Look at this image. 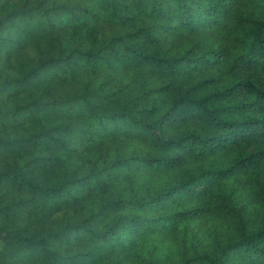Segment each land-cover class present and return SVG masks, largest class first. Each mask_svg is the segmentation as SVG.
I'll use <instances>...</instances> for the list:
<instances>
[{
	"label": "trees",
	"instance_id": "16d2710c",
	"mask_svg": "<svg viewBox=\"0 0 264 264\" xmlns=\"http://www.w3.org/2000/svg\"><path fill=\"white\" fill-rule=\"evenodd\" d=\"M23 5L0 19L2 41L39 47L64 16L74 23L106 21L124 30L100 39L94 48L62 44L56 56L41 57L10 97L26 98L25 103L0 109V118L22 115L20 120L38 129L42 120V129L38 136L0 141V153L21 142L72 154L76 149L64 138L74 134L88 147L109 136L136 137L155 152L118 157L86 172L78 168L70 177L45 185L27 178L22 168L3 169L0 164V185L36 197L10 206L0 201V217L25 205L29 220L38 225L13 228L7 238L0 234L8 254L28 252V258L41 264L93 263L105 254L132 253L151 236L182 229V237L191 240L183 241L178 264H264V220L249 228L234 212L233 191L228 193L229 182L245 183L264 202V0H37ZM178 42L184 46L179 48ZM84 65L131 73L132 80L114 91L87 84L48 97L50 86L64 83ZM74 116L88 128L79 129L71 121L54 123ZM174 125L182 131L172 134ZM188 164L196 168L158 191L130 184L129 189L91 195L104 183L134 175L138 166L176 170ZM83 190L88 195L80 194ZM88 199L86 213L70 212ZM39 205L49 219L56 214L64 220L46 227L37 218ZM208 211L223 218L231 211L232 218L230 232L213 231L210 248L201 247L199 233L189 228ZM17 222L22 223L21 215ZM74 245L81 250L67 253ZM164 263L150 255L136 264Z\"/></svg>",
	"mask_w": 264,
	"mask_h": 264
},
{
	"label": "rangeland",
	"instance_id": "374dc122",
	"mask_svg": "<svg viewBox=\"0 0 264 264\" xmlns=\"http://www.w3.org/2000/svg\"><path fill=\"white\" fill-rule=\"evenodd\" d=\"M37 0H1L0 2V19L8 17L16 13L18 10L26 7V5H34ZM62 24L56 21L57 29L53 30L46 37L44 36V43L39 47H33L28 44H16L8 43L1 40L4 35L5 29L0 31V109L3 111L12 110L15 106L20 103H25L26 98H14L10 99L16 91V87L19 85V81H23L25 75L37 69L41 57H47L48 55L56 56L59 52L60 46L70 45L69 49H74L78 44L83 47L94 48L100 44L99 40H108L112 35L120 33L124 29H116L115 26L110 25L106 21L102 23L93 22H81L74 23L70 17L62 18ZM15 21H18L17 19ZM12 37H16L17 30H11ZM37 34V32L35 33ZM179 41H181L179 39ZM183 41H186L184 39ZM184 42H178L179 48L183 47ZM48 48H51L48 50ZM82 70L76 75H69L64 83L50 86V90L46 93L48 97H52L57 94H65L69 91L81 89L84 85L91 84L94 86H102L104 89L109 91L117 90L122 88L126 83H130L132 80V74L118 70H105L103 67L88 68L87 65L81 68ZM71 73V71L69 72ZM44 78L47 76V72L44 71L41 74ZM19 86H22L21 84ZM12 87V88H11ZM47 87V86H45ZM23 116L16 115L13 118H0V141H18L19 139L29 138L39 133L42 129L43 121L40 120L38 123L39 129L36 126H31L29 123H25L20 120ZM55 119V118H53ZM65 123L71 121V125L79 129H87V125L84 124L83 120H78L76 116L73 118L68 117L63 120ZM182 131V127L174 125L170 132L172 134L179 133ZM38 136V135H36ZM57 137V135H56ZM67 145L73 149H76L75 153L64 154L63 151L50 153L47 148L34 144H23L21 142L14 143L6 150H2L0 153V164L1 167L9 168H22L25 176L33 181L39 182L42 185L47 184L51 181L54 183L55 180L61 181L62 177H70L75 169L80 168L82 172L88 171L92 167H100L102 163L105 165L115 161L118 157H127L135 154H150L154 153L149 143H144L138 140L136 137H112L109 136L104 141H96L95 145L88 147L80 141L79 135L74 134L72 137L64 138ZM58 158V161L49 162L50 159ZM196 168V164H188L185 167L168 170H149L144 167H136L134 175H122L119 180L114 184H103V189L96 191L98 194L91 195H106L107 192L116 190V188L127 187L132 184L134 188H140L150 191H158L162 188L178 182L184 172L188 169ZM46 177H49L46 180ZM128 177V178H127ZM133 179V181H130ZM228 193L232 192V198L234 199V212L242 217L249 228H257L264 220V202L258 199L255 191L249 188L245 183L239 185H231L228 183ZM80 194L88 195L87 192L80 191ZM36 199L33 193L23 191L21 188H13L12 186L5 184L0 185V201L2 206L14 205V203H22L27 199ZM220 199L216 198L215 203H219ZM91 202L88 199L78 208L80 211H70L74 215L80 213H86L90 208ZM36 211L37 218L41 220V223H45L46 227L54 225V221L64 220V218H58L55 214L54 218L49 219L46 216L45 211H40V207ZM27 207L15 206L12 213L6 212L4 216L0 217V227L2 232L1 236L8 237L13 235V228H25L24 224H32L29 220L28 215L30 211H26ZM31 209V208H30ZM14 213L16 216H14ZM22 217V223L18 225V217ZM17 217V218H16ZM56 219V220H55ZM35 221V219H34ZM232 221L231 211L229 217L223 218L222 216L215 214L212 211H208L201 216L198 220L191 222L189 228L195 230L198 235V244L201 247L210 248L212 246L213 231H223L224 235L230 232L231 228L229 223ZM50 226V227H51ZM183 230H172L166 235H154L148 239L142 241L137 245L136 249L132 253L125 255L115 256L111 254H105L98 261L93 263L83 264H115L122 261L123 264L131 262L136 264L147 259L148 256L153 255L159 257L164 264L175 263L178 264L182 257V244L183 241L188 243L190 237L183 238ZM73 241V240H72ZM5 250V251H4ZM81 250V247L74 245L66 250L67 253H76ZM10 248L5 249V242L0 239V264H41L38 261L31 260L28 258L30 255L28 252H21L14 257L8 253Z\"/></svg>",
	"mask_w": 264,
	"mask_h": 264
}]
</instances>
